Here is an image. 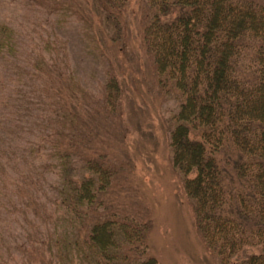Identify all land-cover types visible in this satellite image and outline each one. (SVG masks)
<instances>
[{"label":"rangeland","instance_id":"rangeland-1","mask_svg":"<svg viewBox=\"0 0 264 264\" xmlns=\"http://www.w3.org/2000/svg\"><path fill=\"white\" fill-rule=\"evenodd\" d=\"M127 2L115 27L95 15L96 0H0V264H79L64 239L124 214L150 222L148 253L159 264H224L172 163L180 99L157 83L142 46L151 10ZM113 75L122 91L115 110L104 102ZM69 77L87 92L78 127L89 143L66 163L81 173L86 157L102 154L112 171L83 225L60 205V151L71 135L60 88Z\"/></svg>","mask_w":264,"mask_h":264},{"label":"trees","instance_id":"trees-1","mask_svg":"<svg viewBox=\"0 0 264 264\" xmlns=\"http://www.w3.org/2000/svg\"><path fill=\"white\" fill-rule=\"evenodd\" d=\"M96 1L95 15L116 27L128 0ZM144 3L151 11L142 46L157 83L180 99L170 129L172 163L193 202L198 229L224 264H264V0ZM96 21L85 19L89 27ZM81 86L69 77L60 88L66 90L61 95L71 135L60 151L59 194L71 221L83 225L109 188L112 171L102 154L86 157L81 173L66 163L75 148L89 143L78 127L87 109ZM121 95L113 75L105 105L115 110ZM78 229L64 241L79 264H159L148 253L150 222L113 215Z\"/></svg>","mask_w":264,"mask_h":264}]
</instances>
